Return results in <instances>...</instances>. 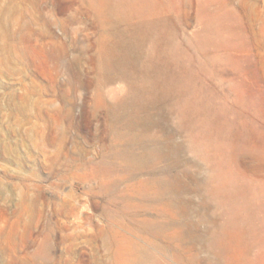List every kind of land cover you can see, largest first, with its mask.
Instances as JSON below:
<instances>
[{"label": "rangeland", "instance_id": "1", "mask_svg": "<svg viewBox=\"0 0 264 264\" xmlns=\"http://www.w3.org/2000/svg\"><path fill=\"white\" fill-rule=\"evenodd\" d=\"M0 264H264V0H0Z\"/></svg>", "mask_w": 264, "mask_h": 264}]
</instances>
